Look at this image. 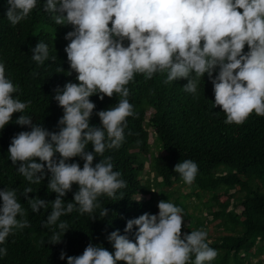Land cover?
<instances>
[{"label": "clouds", "instance_id": "clouds-1", "mask_svg": "<svg viewBox=\"0 0 264 264\" xmlns=\"http://www.w3.org/2000/svg\"><path fill=\"white\" fill-rule=\"evenodd\" d=\"M6 3L5 17L12 26L28 18L37 6V0ZM43 11L56 25L71 26L64 36L68 41L64 52L69 75L74 72L76 82L53 90L52 99L63 114L58 130L49 131L24 114L32 101L20 99L21 88L0 62V129L12 122L13 114H21L15 124L30 130L11 138L8 159L29 185L47 178V189L55 193V199L30 198V186L19 192L0 189V245L17 230L30 227L28 209L39 213L49 205L51 211L41 227L52 232V244H59L69 230L61 217L75 211L95 219L92 214L101 208L100 197L115 199L127 187L121 172L114 170L112 157L105 153L121 147L127 118L137 115L127 87L137 75L148 81L164 74V84L185 79L182 89L194 98L207 75L213 108L224 113L226 125H241L253 113L264 117V0H44ZM31 53L37 66L57 60L41 40ZM62 71L59 66L57 72ZM114 94L118 102L96 112L100 124L91 125L96 105L90 97L103 100ZM132 134L129 130L128 135ZM77 157L82 167L69 162ZM173 171L190 186L199 167L185 159ZM73 185L78 190L66 202ZM157 208V214L145 212L127 220L124 234L119 230L108 234L114 252L90 242L80 255L61 251L60 260L66 264H211L216 259L218 251L208 243L203 228L182 234L181 207L161 200ZM107 215L103 207L100 216ZM4 256L7 248L0 246V258Z\"/></svg>", "mask_w": 264, "mask_h": 264}, {"label": "trees", "instance_id": "trees-1", "mask_svg": "<svg viewBox=\"0 0 264 264\" xmlns=\"http://www.w3.org/2000/svg\"><path fill=\"white\" fill-rule=\"evenodd\" d=\"M43 4L44 0H37L28 18L12 26L5 17L6 0H0V62L5 64L6 75L21 88L20 99L32 101L24 114L30 115L33 123L56 131L63 110L52 99L53 90L69 81L75 83L76 74L69 75L64 52L68 43L64 36L71 26L56 25L43 11ZM40 40L49 46L50 57L57 56L55 62L37 66L32 61L31 48ZM59 66L64 71L57 72ZM165 78L164 74H155L145 81L137 75L135 82L127 85L128 99L137 115L127 118L128 129L121 147L105 153L112 157L114 170L121 172L127 187L119 190L115 199L100 197L101 208L92 214L95 219L75 211L61 217L68 222L69 230L59 244H52V232L41 227L51 206L32 213L20 197L28 209L30 227L17 230L0 245L7 248V256L0 258V264H66L59 258L61 251L80 255L90 242L114 252L107 241L108 234L115 230L124 234L126 221L145 212L157 214L161 200L183 209L186 224H182V234L200 228L207 231L208 243L218 251L211 264H264V117L253 113L241 125H226L224 113L213 108V88L207 75L200 81L197 98L183 91L187 80L164 84ZM118 99L117 94L103 100L96 95L90 97L96 105L90 124L99 126L95 113L114 106ZM19 115L13 114L12 122L0 129V189L16 188L19 192L30 186V198L54 200L55 193L47 189V178L29 185L8 159L11 138L30 130L15 124ZM129 130L132 135H128ZM150 134L152 144L148 142ZM87 150L91 151V145ZM185 159L199 167L190 186L173 171ZM69 162L83 166L78 157ZM145 162L148 173L144 171ZM184 188H189V193L184 194ZM77 190L78 186L73 185L65 201L70 202ZM192 197L194 205L188 204ZM198 204L207 210V217H202ZM103 207L108 210L106 217L100 216Z\"/></svg>", "mask_w": 264, "mask_h": 264}, {"label": "rangeland", "instance_id": "rangeland-1", "mask_svg": "<svg viewBox=\"0 0 264 264\" xmlns=\"http://www.w3.org/2000/svg\"><path fill=\"white\" fill-rule=\"evenodd\" d=\"M152 140H154V138H153L152 134H150V135H149V140H148V142H149L150 144H152V143H153ZM144 168H145L144 171L147 172L148 169H149V167H148V162H145V164H144ZM147 173H148V172H147ZM146 177H147V174H146V175L144 174L143 178H146ZM148 179H149V180L152 179V175H151V174L148 176ZM189 190H190L189 188H188V189L184 188V189H183V193H184V194H187V193H189ZM194 203H196V202H195V199H194L193 197H192L190 200H188V204H190V205H194ZM196 205H197V204H196ZM197 208L200 209V210L202 209V213H203V214H202V215H203L202 217H204V218L207 217V213H206L207 210H206L205 208H203L201 204H198ZM238 210H240V209H238ZM238 210H237V211H238ZM196 213H198V212H196ZM185 224H186V223H185ZM185 224L183 223V225H185Z\"/></svg>", "mask_w": 264, "mask_h": 264}]
</instances>
